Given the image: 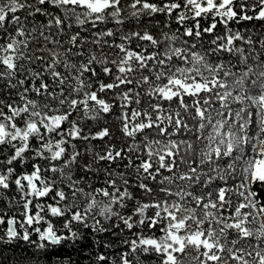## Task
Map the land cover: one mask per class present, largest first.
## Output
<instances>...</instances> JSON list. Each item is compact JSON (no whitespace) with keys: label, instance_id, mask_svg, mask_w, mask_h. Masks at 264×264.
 <instances>
[{"label":"snow or ice","instance_id":"obj_1","mask_svg":"<svg viewBox=\"0 0 264 264\" xmlns=\"http://www.w3.org/2000/svg\"><path fill=\"white\" fill-rule=\"evenodd\" d=\"M245 22L264 0H0V246L264 264V32Z\"/></svg>","mask_w":264,"mask_h":264},{"label":"trees","instance_id":"obj_2","mask_svg":"<svg viewBox=\"0 0 264 264\" xmlns=\"http://www.w3.org/2000/svg\"><path fill=\"white\" fill-rule=\"evenodd\" d=\"M157 20L163 23L164 17H157ZM143 23L147 24L150 28L153 26L155 21L150 20L149 18H144L142 21ZM128 29H136L137 24L135 21H130L127 25ZM175 25H173V28ZM239 27L241 30H244V28L251 29L256 34H259L261 32H264V24H261L260 22H245L243 26H235ZM109 120V125L112 128L113 134L117 137L116 142L119 143L120 133L116 127V124L113 122V118H106ZM93 131L96 130V125L92 124L90 122L89 125ZM102 126V125H101ZM107 139V138H106ZM98 148L100 147L101 142L100 141H94L93 142ZM115 239V238H114ZM32 249L29 247V245L20 242L16 246H0V264H29L28 261L23 260V257H28L31 255ZM91 249L90 248H83L82 251L77 252L73 247L69 246L63 249L60 252V256H63L65 258V264H68V258L70 257L71 264H90L88 260V256L90 255ZM57 257H53V261H55Z\"/></svg>","mask_w":264,"mask_h":264}]
</instances>
